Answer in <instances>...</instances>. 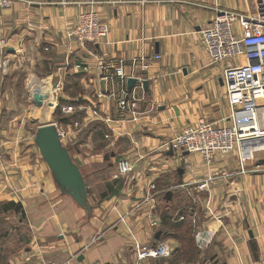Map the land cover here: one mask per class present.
Listing matches in <instances>:
<instances>
[{
	"label": "crops",
	"instance_id": "crops-1",
	"mask_svg": "<svg viewBox=\"0 0 264 264\" xmlns=\"http://www.w3.org/2000/svg\"><path fill=\"white\" fill-rule=\"evenodd\" d=\"M215 9L245 14L253 0H16L0 7L7 43L0 54V264H134L127 228L143 244L170 247L169 257L146 264L264 263V154L239 174L234 153L205 160L168 145L200 121L231 124L223 65H209L200 35ZM85 12L107 25L105 41L80 46L68 38ZM32 77L50 82L40 88ZM70 78L76 92L61 107L84 115L63 127L78 133L61 146L78 168L77 192L60 182L36 138L41 126H54L36 118L43 104L52 108L49 85L63 91ZM128 79L135 80L130 88ZM41 90L44 103L34 94ZM121 91L138 94L136 121L118 109ZM91 125L101 127L95 135L86 132ZM122 160L133 167L126 176H118ZM207 177L208 189L197 191Z\"/></svg>",
	"mask_w": 264,
	"mask_h": 264
},
{
	"label": "built area",
	"instance_id": "built-area-1",
	"mask_svg": "<svg viewBox=\"0 0 264 264\" xmlns=\"http://www.w3.org/2000/svg\"><path fill=\"white\" fill-rule=\"evenodd\" d=\"M14 2L16 0H0V7H10ZM108 35L109 29L99 21L98 15L85 12L78 15L68 38L83 46L105 41ZM200 35L209 65H223L222 80L230 107L228 119L231 124L225 126L200 121L195 126L183 129L168 145L188 154H198L205 160L215 154L234 153L239 164L238 173L243 174L246 165L256 160V155L264 154V0H253V10L245 14L215 9L212 21L200 31ZM6 44L0 37L1 55L6 50ZM154 58L160 59L159 56ZM5 63H1V69ZM143 67L145 69L147 66ZM114 76L121 82L125 80L122 68L115 69ZM56 86L60 91L61 86ZM138 89H141V81ZM138 102L135 91L130 94L121 91L118 109L123 114L132 115V120L136 121ZM61 112L71 114L74 108L66 106ZM54 127L61 142L66 138L65 130L56 123ZM2 148L0 142V161ZM132 170L128 161L122 160L117 165L118 176H126ZM212 180V177H207L196 186V190L206 191ZM207 209L210 211L209 207ZM127 236L135 255L134 264H146L150 260L170 256V247L165 243L143 244L129 228ZM195 239L199 247L205 243L199 232Z\"/></svg>",
	"mask_w": 264,
	"mask_h": 264
},
{
	"label": "water",
	"instance_id": "water-1",
	"mask_svg": "<svg viewBox=\"0 0 264 264\" xmlns=\"http://www.w3.org/2000/svg\"><path fill=\"white\" fill-rule=\"evenodd\" d=\"M134 83V79L127 80L129 88ZM36 138L41 155L51 170L57 175L60 182L66 189L77 192L80 186L78 168L72 165L68 159L66 151L61 146L55 127L51 124L41 126L38 129ZM260 164H264V159L260 161Z\"/></svg>",
	"mask_w": 264,
	"mask_h": 264
},
{
	"label": "rangeland",
	"instance_id": "rangeland-1",
	"mask_svg": "<svg viewBox=\"0 0 264 264\" xmlns=\"http://www.w3.org/2000/svg\"><path fill=\"white\" fill-rule=\"evenodd\" d=\"M32 79H33V81L32 82L30 81V82L32 84L33 83L36 84L40 88L45 87L46 84H49V82H50V81H47L46 79H43V78H38L37 79L35 77H32ZM30 82H29V85H30ZM54 84H57V83H54ZM54 84H52V82H51V84L49 85L50 87L52 86L51 89H50L51 90V93L53 91V94L51 95L52 96V100L54 101V102L51 103L52 104L51 107L53 109L52 108H49L47 105L43 104L45 106L42 105L40 108L37 109V111H36V118L38 119V121H40V122L42 121V123L54 122L53 124L56 123L59 126L58 122L55 120L56 119V117H55L56 116L55 115V110H57V111L59 110L60 113H62L61 112V109L63 107H61L62 105L60 104V101H64L65 97H67L68 95L71 96V94H70L71 92L69 90H63V91L60 90V91H58L57 86L56 85L53 86ZM30 88H31V86H30ZM55 88H56V90H55ZM54 90L56 92H54ZM29 91H30V89H29ZM64 107H66V106H64ZM71 114L69 113V114H65V115H71ZM38 124H39V122H38ZM64 132L66 134V138L67 137H70V136L73 137L74 134L78 133V131L73 130V129H71V130L69 129L67 131L65 130Z\"/></svg>",
	"mask_w": 264,
	"mask_h": 264
},
{
	"label": "trees",
	"instance_id": "trees-1",
	"mask_svg": "<svg viewBox=\"0 0 264 264\" xmlns=\"http://www.w3.org/2000/svg\"><path fill=\"white\" fill-rule=\"evenodd\" d=\"M76 80H75V78H70L69 80H68V84H67V86L65 85L64 86V90H69L70 91V89H71V87H73V86H76ZM71 93V96H74L75 95V92H76V90L74 89L73 91H70ZM71 104L73 105V106H77L78 104L77 103H72L71 102ZM55 117H56V121L58 122V124L60 125V126H62V127H66L67 125H70V124H73L74 122H76V121H81L82 120V117H83V115H84V113L83 112H81V111H77V112H75L74 114L72 113L71 115H64V114H62V113H60V111L58 110L56 113H55ZM97 128H101V127H98V126H95L94 128H93V125H91L87 130H86V132L88 133L89 131L91 132V133H94V135H95V133L98 131V129ZM102 133V132H101ZM12 205V204H11ZM186 228V227H185ZM184 228V229H185ZM190 234H191V231L188 229V228H186L185 230H184V232H183V235H184V237L185 236H187V239L190 237ZM186 239V242H185V244H184V247H185V251L186 252H188V254L190 253V252H194L193 250H194V247L192 246V244H191V242L190 241H188ZM190 239V238H189ZM157 261V260H156Z\"/></svg>",
	"mask_w": 264,
	"mask_h": 264
},
{
	"label": "bare ground",
	"instance_id": "bare-ground-1",
	"mask_svg": "<svg viewBox=\"0 0 264 264\" xmlns=\"http://www.w3.org/2000/svg\"><path fill=\"white\" fill-rule=\"evenodd\" d=\"M41 92H42V94H38V93H36V92L34 91V94L36 95V98H37V99H42V100H43V99H44V96H45L46 94L43 95L44 91H42V90H41ZM46 96H47V95H46ZM47 99H48V101H49V98H47ZM40 102H41V101H40ZM40 102H39V103H40ZM43 103H44V100H43Z\"/></svg>",
	"mask_w": 264,
	"mask_h": 264
}]
</instances>
